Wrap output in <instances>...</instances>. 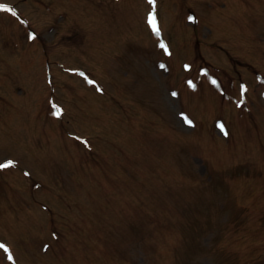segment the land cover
<instances>
[{
    "label": "rangeland",
    "instance_id": "374dc122",
    "mask_svg": "<svg viewBox=\"0 0 264 264\" xmlns=\"http://www.w3.org/2000/svg\"><path fill=\"white\" fill-rule=\"evenodd\" d=\"M23 1L0 0L17 12L0 11V164H15L0 169V241L13 261L264 264V159L246 154L264 149V76L252 70L264 68V10L239 28L235 0H155L157 35L149 0L53 12ZM74 31L84 40L72 47ZM173 189L187 195L179 205ZM195 198L200 220L181 224L178 206ZM65 218L72 232L55 256L53 224ZM108 242L133 248L132 263ZM4 252L0 264H14Z\"/></svg>",
    "mask_w": 264,
    "mask_h": 264
},
{
    "label": "snow or ice",
    "instance_id": "6c2138e0",
    "mask_svg": "<svg viewBox=\"0 0 264 264\" xmlns=\"http://www.w3.org/2000/svg\"><path fill=\"white\" fill-rule=\"evenodd\" d=\"M149 3L153 5V12H152V14L149 16V24H150V26L152 27L153 31H154L157 35H159L160 28L158 27V24H157V17H156V14H155V0H149ZM0 11L10 12L12 16H17V12H16L14 9H12V8H8V7H5L4 5H0ZM193 19H194V18H193ZM30 38H31V39H35V36H32V37H30ZM160 47L163 48L165 51H167V46H166L165 44L161 43ZM81 75H83V74H81ZM88 83H90V84H94L95 82L92 81V80H88ZM213 83H215V81H213ZM98 90H99V89H98ZM246 91H247L246 88L243 89V92H246ZM173 95H175V93H173ZM62 112H63L62 109H56V114H57L58 116L61 115ZM184 121H185V123H186L188 126H190V127H191V126H194L192 120H191L190 118L186 117V116L184 117ZM218 127L220 128V130H221L222 132H224L225 135L228 134V133L225 131V126H224L223 124L218 125ZM83 143L87 146V141H83ZM14 166H15L14 162H13V161H9V162L6 163V164H0V169H7V168H10V167H14ZM25 175L27 176V175H30V174L26 172ZM0 248H4V250H5L6 252H8V249L5 248L4 245L0 244ZM8 259H9V260H12V259H13V257H12L11 254L8 255Z\"/></svg>",
    "mask_w": 264,
    "mask_h": 264
}]
</instances>
